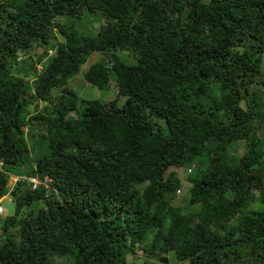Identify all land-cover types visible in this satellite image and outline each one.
I'll return each mask as SVG.
<instances>
[{
    "label": "trees",
    "instance_id": "obj_1",
    "mask_svg": "<svg viewBox=\"0 0 264 264\" xmlns=\"http://www.w3.org/2000/svg\"><path fill=\"white\" fill-rule=\"evenodd\" d=\"M263 54L264 0H0V264H264Z\"/></svg>",
    "mask_w": 264,
    "mask_h": 264
},
{
    "label": "rangeland",
    "instance_id": "obj_2",
    "mask_svg": "<svg viewBox=\"0 0 264 264\" xmlns=\"http://www.w3.org/2000/svg\"><path fill=\"white\" fill-rule=\"evenodd\" d=\"M59 20L61 22H65V16H60ZM103 22H104L103 17H101L99 14H93V13L85 14L80 19H76V18L74 19V24L77 29H79L81 32H87V33H93V34H95L99 30ZM39 51H40V48H37L35 46L32 48L30 54H32L33 56H36L39 53ZM48 51L49 53H51L50 52L51 50H48ZM116 55L119 58H121V60L126 62L127 64H134L136 62L132 54H129L128 51L117 50ZM107 56H110V54L101 53L98 51L93 52L88 57L86 62L84 63L81 72L78 73L74 79L70 80V82L68 83V86L72 87L81 98L100 99V100H106V101L116 99L117 104H122L124 101V97L117 94V88L115 87V82L113 79H110L108 89H99L98 87L87 83L83 79V72L89 67L90 64L97 62V61H101L105 59V57ZM19 59H24V55L21 56ZM261 71H264V54L261 58ZM256 79L260 81L261 76L260 75L256 76ZM252 85L254 87L257 86L256 82H253ZM60 89L61 88H55L52 91L53 94L60 91ZM40 104L42 105V103ZM34 109L35 107L32 104L30 106V110L32 111L33 114L35 113L34 111H36ZM32 128L34 130L37 129L36 121H33ZM24 131L29 136V131H30L29 126H25ZM243 149H244L243 143L239 142L236 148L231 149V152L239 154L243 152ZM27 169H28L27 165L23 167L24 171H26ZM170 170L177 172L178 176L181 178L183 182L184 188L182 187L183 188L182 192L176 196L175 202H174L175 205L183 207L188 202L189 196H190L189 188L187 187L189 185V182L187 181V176L189 175L188 172L191 169H186V168H181V167H170L168 171ZM1 205L4 208V212L1 216H7V215L13 214L14 208H15V202L12 196L10 195V193H7L5 197L1 199ZM185 210L186 208L184 207V211ZM128 263L129 264H151V260L143 258L141 254H135V255L130 254L128 255ZM180 264H187V262H182Z\"/></svg>",
    "mask_w": 264,
    "mask_h": 264
},
{
    "label": "clouds",
    "instance_id": "obj_3",
    "mask_svg": "<svg viewBox=\"0 0 264 264\" xmlns=\"http://www.w3.org/2000/svg\"><path fill=\"white\" fill-rule=\"evenodd\" d=\"M51 52V51H50ZM38 67H40V64H38ZM1 165H2V162L0 161V167H1ZM32 176H34V175H32ZM37 178H39L40 179V181H44V180H46L47 182H48V180H49V177L47 176V175H45V176H43V177H41V176H39L38 174H36L35 175ZM30 177V176H29ZM17 179H18V176H16V175H14V176H10V179H9V183H8V186H11V185H13L16 181H17ZM39 185H43V184H39ZM179 188H181V187H179ZM178 189V188H177ZM176 189V190H177ZM181 192H182V188H181ZM180 192V193H181ZM180 193H177L176 192V196L177 195H179ZM3 197H5V196H3ZM2 197V198H3ZM1 198V199H2ZM1 199H0V205H1ZM2 206V205H1ZM2 208H3V206H2ZM3 212H4V208H3ZM3 212L0 214V216L3 214Z\"/></svg>",
    "mask_w": 264,
    "mask_h": 264
},
{
    "label": "built area",
    "instance_id": "obj_4",
    "mask_svg": "<svg viewBox=\"0 0 264 264\" xmlns=\"http://www.w3.org/2000/svg\"><path fill=\"white\" fill-rule=\"evenodd\" d=\"M28 179L33 183L32 184V187L35 188L37 185H39L40 183L43 184L44 186L48 187V182L46 180L44 181H40L39 178H37L36 176H30L28 177ZM177 193H180L181 192V188H178L176 190ZM3 212V208L2 206L0 205V214Z\"/></svg>",
    "mask_w": 264,
    "mask_h": 264
},
{
    "label": "water",
    "instance_id": "obj_5",
    "mask_svg": "<svg viewBox=\"0 0 264 264\" xmlns=\"http://www.w3.org/2000/svg\"><path fill=\"white\" fill-rule=\"evenodd\" d=\"M161 260L164 261L165 263H167L168 258L167 257H161Z\"/></svg>",
    "mask_w": 264,
    "mask_h": 264
}]
</instances>
